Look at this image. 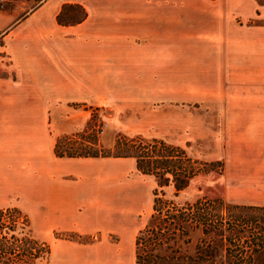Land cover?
Wrapping results in <instances>:
<instances>
[{
  "label": "crops",
  "instance_id": "crops-1",
  "mask_svg": "<svg viewBox=\"0 0 264 264\" xmlns=\"http://www.w3.org/2000/svg\"><path fill=\"white\" fill-rule=\"evenodd\" d=\"M65 4L85 11L82 22L57 25ZM14 18L0 12V32L10 27L0 44V208L20 206L36 219L45 264H135L134 232L114 228L105 180L65 177L47 130L69 91L96 89L89 82L102 57L111 71L120 56L121 72L137 73L185 58L217 89L252 90L220 115L234 154L225 160L223 197L264 208V0H46L23 21ZM95 21H107L99 36ZM67 36L76 39L65 45ZM68 160L79 174L82 163Z\"/></svg>",
  "mask_w": 264,
  "mask_h": 264
},
{
  "label": "rangeland",
  "instance_id": "rangeland-1",
  "mask_svg": "<svg viewBox=\"0 0 264 264\" xmlns=\"http://www.w3.org/2000/svg\"><path fill=\"white\" fill-rule=\"evenodd\" d=\"M45 1L0 0V12L12 15L15 17L12 21L19 22ZM61 8L58 9V13L61 11L60 19L64 23L78 22L83 13L85 17V11L81 7L82 10L72 4H65ZM106 22H92L96 25L95 29L98 28V36L100 28L104 29ZM121 22H127L130 26L138 24L137 21H118V24ZM76 24L57 23L61 27ZM9 29L10 27L0 32L2 46L1 39ZM75 39L71 36L64 37V43L71 44ZM170 60L172 63L173 59H161L159 73L151 71L137 73L136 68L121 72L120 56L116 59L117 66L113 71L105 67L103 57L99 58L98 70L91 75L89 82V85L95 86L96 89H91V94L88 89L76 87L75 90L69 91L70 96L66 95L65 101L62 104L59 102L56 107L58 109L54 115L56 120L47 123L49 137L53 143L59 138H71L73 140L69 143L74 149L82 147L88 152H98L99 155L133 150L136 147L134 144L136 140L163 143L177 151L175 155L179 156V159L173 160L172 164L194 173L187 186L175 194L172 185L158 189L155 178L137 172L132 158L77 159L76 161L82 163L79 174L72 173L68 159L60 158L65 177L105 180L107 185L103 194L108 211L111 209L113 213V226L120 229L125 237L127 229L131 228L134 232L133 242L137 232L149 221L152 194L156 189L157 206L161 209L159 219H165V216L168 217L167 215L174 211H182L203 199H221L229 203L223 197L222 175L225 160H232L234 154L226 151L220 115L224 112L223 107L228 100L252 97V90L248 89L240 91L217 89L215 81L211 83L207 74L200 73L199 69L191 72V68L186 67L185 58L178 57L176 67L168 66ZM210 86L214 87L209 88ZM238 92L242 94L238 96ZM124 139L134 142L128 144L123 151L114 149L116 141ZM164 179L170 180V176H165ZM14 201L22 202L21 195L18 194ZM6 208L17 209L21 216L17 219L14 237L16 239L30 237L37 248H43L38 261L39 264H45L48 247L36 240L33 225L36 219L34 220L23 207ZM19 229L23 230L22 233ZM9 237L10 234L6 236ZM199 237L198 234H193L190 239L191 245L183 244L185 241L183 239L179 240L173 249L182 254L189 253ZM111 240H115V235H112ZM22 245L26 246L23 240ZM219 259L220 264H225L224 258ZM263 263L264 256H254L253 264Z\"/></svg>",
  "mask_w": 264,
  "mask_h": 264
},
{
  "label": "trees",
  "instance_id": "trees-1",
  "mask_svg": "<svg viewBox=\"0 0 264 264\" xmlns=\"http://www.w3.org/2000/svg\"><path fill=\"white\" fill-rule=\"evenodd\" d=\"M60 14L61 11L56 16L60 25L76 24L84 18L83 13L78 22L64 23ZM71 140L63 137L54 142L56 158H132L137 172L155 178L158 189L172 185L175 194L183 190L194 176L191 170L172 164L173 160L179 159L175 155L177 151L160 142L118 140L114 144L116 150L123 151L133 142L136 147L124 153L99 155L82 147L74 149L69 143ZM165 176H170V180L164 179ZM152 195L149 221L134 238L135 264H220L219 258H224L225 264H253L254 256H264V208L225 203L221 199H203L159 219L161 209L157 206V189ZM20 217L15 208L0 209V264H39L43 248H37L30 237H14ZM19 230L22 233L23 230ZM8 234L10 237L6 238ZM193 234L200 237L189 253L182 254L173 249L182 239L185 240L183 244L191 245Z\"/></svg>",
  "mask_w": 264,
  "mask_h": 264
}]
</instances>
